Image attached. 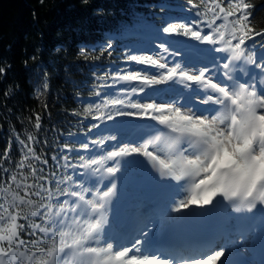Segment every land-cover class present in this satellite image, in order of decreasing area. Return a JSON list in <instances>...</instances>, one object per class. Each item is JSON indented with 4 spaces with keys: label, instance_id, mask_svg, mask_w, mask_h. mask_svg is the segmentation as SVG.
<instances>
[{
    "label": "snow or ice",
    "instance_id": "1",
    "mask_svg": "<svg viewBox=\"0 0 264 264\" xmlns=\"http://www.w3.org/2000/svg\"><path fill=\"white\" fill-rule=\"evenodd\" d=\"M187 3L196 19L169 23L162 31L191 36L211 45L207 51L221 53L222 64H215L213 57L215 75L209 74L212 70L207 66L194 71L179 63L170 66L162 55L127 56L129 61L163 71H117L112 79L113 84L124 82L121 95L105 96L85 112L95 110L94 119L102 121L146 119L155 122L149 125L153 130H133L137 139L114 144L98 157L79 156V163L70 162L67 154L54 155V161H64L57 166L71 169L76 179L58 178L55 172L47 175L33 167L29 161L41 157L24 145L32 155L22 159L7 181L0 180V264H224L223 247L197 256L161 246L163 228L151 208H145L133 225L109 223L116 176L124 158L134 154L148 159L168 193L161 214L190 212L191 206L207 211L208 206L224 202L236 212L264 211V29L252 26L250 0ZM159 47L163 53L170 51L166 43ZM239 64L259 71L239 74ZM168 82L183 83L189 92L157 102L150 90ZM139 94H144L143 101L133 99ZM36 127H40L39 115ZM125 128V121L116 126L117 131ZM117 139L110 135L91 144L105 146V140ZM28 140L34 137L29 135ZM80 147L89 150L90 145ZM64 148L74 151L69 144ZM93 176L99 180H91L88 186ZM105 179L108 183L100 187Z\"/></svg>",
    "mask_w": 264,
    "mask_h": 264
},
{
    "label": "trees",
    "instance_id": "2",
    "mask_svg": "<svg viewBox=\"0 0 264 264\" xmlns=\"http://www.w3.org/2000/svg\"><path fill=\"white\" fill-rule=\"evenodd\" d=\"M250 3L252 26L264 29V0ZM189 14L196 19L187 0H0V180L7 181L32 155L24 145L41 157L29 161L33 167L76 179L71 169L57 166L62 159L52 157L67 154L72 163H79V156L98 157L80 145L110 136L101 130L109 121L94 119L98 113L85 109L114 97L108 86L116 68L127 70L126 57L144 51L145 36L169 23H185Z\"/></svg>",
    "mask_w": 264,
    "mask_h": 264
},
{
    "label": "bare ground",
    "instance_id": "3",
    "mask_svg": "<svg viewBox=\"0 0 264 264\" xmlns=\"http://www.w3.org/2000/svg\"><path fill=\"white\" fill-rule=\"evenodd\" d=\"M248 68L251 69V67ZM124 161L126 162H122V165H133L136 167V170L141 171L146 175L149 182H153L161 186V183L158 182L160 180L159 175L155 169L151 167L147 158L143 156H129L124 158ZM120 178L121 175L117 174L116 181L120 180ZM94 179L99 180V177H95ZM107 182L108 180L105 179L103 185L107 184ZM149 182L147 183V181L141 180L136 186V189L138 190L136 192H134L135 189L129 190L128 192H119V189L116 191V195L112 198L111 209L108 213V219L111 225L114 227L121 224L133 225L137 220L142 218L141 214L145 208H151L146 192L144 191L139 193V189L142 190L143 186L145 184H149ZM226 203L227 202H224V204H218L215 212L218 222L216 223L214 229L215 234L213 238V245H215L214 247L218 246L217 250H220V248L223 247L225 253V255L221 258L223 261L235 256L246 258L253 251L252 247L254 241L250 240V234L241 230L240 225L242 226L245 222L248 223L249 218L255 214H259L264 222V211L257 209L252 211L251 215L246 216L248 213L247 211L236 212L233 208L225 207ZM152 213L157 215L154 211H152ZM179 214L180 213H172L171 217H178ZM161 215L162 217H160L159 223L163 228L173 219L166 214ZM209 251L211 250H203L202 252H197L196 255L199 256ZM209 264H211V262H209ZM216 264H220V261H217Z\"/></svg>",
    "mask_w": 264,
    "mask_h": 264
},
{
    "label": "rangeland",
    "instance_id": "4",
    "mask_svg": "<svg viewBox=\"0 0 264 264\" xmlns=\"http://www.w3.org/2000/svg\"><path fill=\"white\" fill-rule=\"evenodd\" d=\"M158 32V31H157ZM155 32V33H157ZM149 36V35H147ZM145 36L144 39H147L148 37ZM162 37V40L165 41H181V39H179L178 37H174L175 39H170L168 37H166L164 35L163 32H159L157 34L151 35L148 38V41H152L151 43H144V44H149V46H146L145 50L142 52L141 55H150V56H160L162 55L164 57V61L163 62H167L170 66H172L174 63H179L182 65H186L188 69L194 71L196 68H203V65H201L198 61H192V62H187V61H183V59L179 60V61H175L173 63H170L168 61H166L165 57L168 55V53H163L162 50L160 49L159 45L162 43L161 40H159V37ZM158 38V39H157ZM193 43L195 44L197 48L204 50V53H209L212 54V58L215 56L216 58L219 59L220 55H222L221 53H213V52H209L207 51L208 48L211 47V45H207L205 43H201L200 41H197L195 39H192ZM145 42V41H144ZM170 52V51H169ZM140 55V54H138ZM248 66H251L252 69L249 70ZM131 70H144L146 71L148 74H156L158 71H163V70H158L156 68H153L151 66H147V65H142V64H137L134 62V67L132 65V69ZM259 70L255 69L254 66L252 65H243V64H239L238 68H237V72L239 74H244V73H248L251 72V74L255 75ZM208 75V74H206ZM244 79H247V75L244 76ZM108 87L109 91L112 92L113 95L118 96L121 95V93L119 92V89L124 86V82H121L119 84H110ZM183 89H185V86L183 83H174V82H168L165 84H160V85H156L153 86V88L150 90L151 93L156 97L157 102H161L165 99H167V97L169 96H177V93L182 91ZM159 94V95H158ZM134 100H144V94H139V96H135L133 97ZM127 110V109H126ZM121 120H134L135 123H139V122H148L149 120L146 119H138L135 117H117L115 119V121H109L107 123H105L101 128L102 131H105L107 133H110V135H116L117 136V140L116 141H111L108 140L107 142H105V146H94L91 144L90 141H88V144L90 145L89 150H87L86 152H94L96 155H102L107 151H111L113 149V145L117 144V143H127L129 140H135L136 138H130L129 137V133L124 132L123 130L121 131H117L116 130V126H119L120 124L118 123V121L120 122ZM85 140V139H84ZM132 156H140L141 155H132ZM109 164H111V162H109ZM122 170L120 173L121 178L120 180L115 179V183L117 184V190L119 189V192L125 191L128 192L129 190L135 189L134 192L138 191L136 188V186L138 185V183H140L141 180H145L147 181V183L149 182V180L146 178V175L144 173H142L141 171L136 170V167H134L133 165H122ZM77 172H82V169H77ZM95 176L90 178L89 181V185L91 186V180H95L94 179ZM104 182V181H103ZM102 182V184H100V187H103L104 183ZM119 184V186H118ZM146 192V196H148V184H145L142 188V190L139 189V193L142 192ZM151 207V206H150ZM152 211H154V209L151 207ZM159 217H162V215H157ZM218 249V246L214 247L211 251L207 252H214Z\"/></svg>",
    "mask_w": 264,
    "mask_h": 264
},
{
    "label": "water",
    "instance_id": "5",
    "mask_svg": "<svg viewBox=\"0 0 264 264\" xmlns=\"http://www.w3.org/2000/svg\"><path fill=\"white\" fill-rule=\"evenodd\" d=\"M218 205L214 208V209H217Z\"/></svg>",
    "mask_w": 264,
    "mask_h": 264
}]
</instances>
